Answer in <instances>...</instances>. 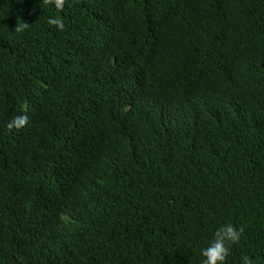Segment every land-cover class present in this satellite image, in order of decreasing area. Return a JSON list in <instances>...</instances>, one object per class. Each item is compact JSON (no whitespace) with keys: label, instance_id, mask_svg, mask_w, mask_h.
Returning <instances> with one entry per match:
<instances>
[{"label":"trees","instance_id":"trees-1","mask_svg":"<svg viewBox=\"0 0 264 264\" xmlns=\"http://www.w3.org/2000/svg\"><path fill=\"white\" fill-rule=\"evenodd\" d=\"M227 223L264 264V0H0V264H201Z\"/></svg>","mask_w":264,"mask_h":264},{"label":"clouds","instance_id":"clouds-1","mask_svg":"<svg viewBox=\"0 0 264 264\" xmlns=\"http://www.w3.org/2000/svg\"><path fill=\"white\" fill-rule=\"evenodd\" d=\"M48 2V0H46ZM55 8L60 10L64 6V0H51ZM49 23L57 29H63L64 24L60 17L49 19ZM27 27V23L20 24L15 27L17 33L23 32ZM26 121V117H17L7 124L9 129L22 126ZM242 236V229L231 223L223 224L218 227L211 239L207 242L206 247L200 250V255L203 258L201 264H227L228 257L233 245H236ZM242 264H251L249 257H241Z\"/></svg>","mask_w":264,"mask_h":264}]
</instances>
